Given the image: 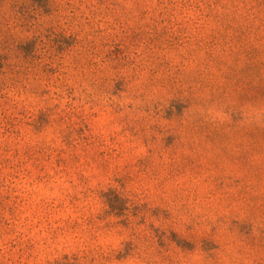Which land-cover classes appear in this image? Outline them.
<instances>
[{"label":"clouds","instance_id":"1","mask_svg":"<svg viewBox=\"0 0 264 264\" xmlns=\"http://www.w3.org/2000/svg\"><path fill=\"white\" fill-rule=\"evenodd\" d=\"M0 264H264V0H0Z\"/></svg>","mask_w":264,"mask_h":264},{"label":"rangeland","instance_id":"2","mask_svg":"<svg viewBox=\"0 0 264 264\" xmlns=\"http://www.w3.org/2000/svg\"><path fill=\"white\" fill-rule=\"evenodd\" d=\"M28 50H29V51L31 50V45H29Z\"/></svg>","mask_w":264,"mask_h":264}]
</instances>
